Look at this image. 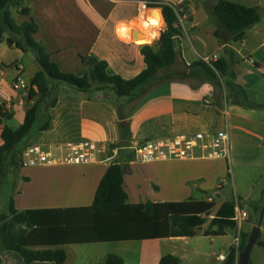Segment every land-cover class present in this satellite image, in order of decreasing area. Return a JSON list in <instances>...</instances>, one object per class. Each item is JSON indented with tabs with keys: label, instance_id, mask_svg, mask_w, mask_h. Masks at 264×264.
Instances as JSON below:
<instances>
[{
	"label": "crops",
	"instance_id": "0c3cea01",
	"mask_svg": "<svg viewBox=\"0 0 264 264\" xmlns=\"http://www.w3.org/2000/svg\"><path fill=\"white\" fill-rule=\"evenodd\" d=\"M162 1L172 5L180 3V0ZM24 2L30 9V15H16L15 21L17 24L30 18L35 21L39 28L36 39L45 44L52 54L51 59L60 70L70 73L80 71L82 69L80 58L86 56L105 61L109 75H120L128 79L144 69L140 54L141 45L144 44L139 42L146 38L145 34L139 28H134V33H138L142 39L136 41V38L131 37V40L126 42L118 39L114 32L115 25L120 21L139 23L138 16L141 11L139 1L25 0ZM182 4L181 2L178 5L180 10ZM239 4L256 8L260 16L259 23L246 32L241 42L234 43L226 33H222L221 39H216V48L211 54L207 56L200 54L202 56L200 58L207 63L224 58L230 64L233 73L232 64L235 54H242L243 58H251L258 67L264 66V0H242ZM184 6L190 15L186 21L190 23V29L193 31L196 28L191 24L194 17L188 5ZM182 26L184 28V24ZM211 29L213 32V28ZM180 42L177 48L181 57L177 58L174 66L178 62L183 66L193 62L185 60L181 52L183 40ZM19 52L22 54L21 51ZM217 52H221L222 56H216ZM196 53L199 55L198 51ZM31 58L34 62L32 56ZM255 65L252 66L256 74L263 76ZM13 70V77L10 80L5 79L6 71L0 70V105L12 115L10 120L17 116L22 123L25 111L32 102L27 100V89L13 88V81L18 71L24 78V67L20 63H15ZM37 70L36 67V72ZM228 80L229 78L223 79L224 83ZM260 81L262 80H255L250 87L253 85L258 89L261 87L264 93V82L259 83ZM234 82L237 83L236 78ZM56 87L59 92L57 103L53 108L48 109L51 127L48 131H39L36 140L44 148L85 140L95 142L99 147L97 161L81 165L20 166L15 175L9 177L13 186L10 197L13 199L14 208L18 211L91 206L102 176L107 168L115 163L119 152L118 148L110 154L106 147L108 143L120 142L117 132V110L110 99L117 100L119 104L125 106L135 104L128 119L131 141L128 143L127 155L129 154L130 158L120 163L125 167L122 186L127 194V204L172 203L190 199L211 201L209 200L211 196L218 193L220 199H213L215 206L211 210L215 216L222 203L232 202L233 196L239 198L236 184L233 188L229 187V166L232 160L242 164L243 160L251 158L257 151L264 152V108L247 109L234 104V110L229 113L227 110L225 118L218 109L219 105L215 107L212 104L213 87L209 84H198L197 88L193 89L185 82H169L152 88L139 100L130 103L126 102L127 98L116 99L113 93L108 91L106 93L110 99L99 93L88 100L82 94L74 93L63 85L56 84ZM227 94L224 89V99L227 98ZM254 104H264V95L261 102ZM4 125L0 121V134ZM225 126L230 138L227 160L198 158L186 161L139 162L135 159L133 147L136 145L183 134L209 135L221 131ZM1 143L0 138V145ZM30 145L33 144L28 143L23 149ZM248 220L247 217L245 221ZM205 226L206 222L197 229L205 238L215 239L226 236V234L205 236ZM215 229L216 227L212 228ZM195 236L73 244L59 248L66 253L63 264H95V262L105 264L106 258L111 255L121 258L123 264H158L162 257L172 254L168 247L170 242L184 238L191 239ZM84 245L93 247L90 251L86 249L88 253L84 252L86 254L83 256L81 247ZM227 254L220 253L215 256V260L223 264L224 261H218L216 258L219 255L226 258ZM0 257L2 264H24L17 253L3 250L1 247ZM31 264L55 263L32 262Z\"/></svg>",
	"mask_w": 264,
	"mask_h": 264
},
{
	"label": "trees",
	"instance_id": "16d2710c",
	"mask_svg": "<svg viewBox=\"0 0 264 264\" xmlns=\"http://www.w3.org/2000/svg\"><path fill=\"white\" fill-rule=\"evenodd\" d=\"M25 0H0V41H5L9 48H14L24 54H30L38 66L37 72L29 81L27 100L32 105L25 111L21 125L10 128L4 125L1 129L0 145V185L6 172L13 167L15 172L21 166V151L17 147L30 134L41 113L42 104L51 96L49 109L57 103L54 84H65L77 93L90 100L101 93L109 98L112 92L116 99L127 98V103L139 100L152 88L169 82H185L193 89L189 80L198 79L199 84H209L213 87V106L221 105L223 93L216 97L215 90L220 88L228 92L227 96L234 99L233 104L243 108H264L247 101L245 90L234 82L235 75L230 64L224 58L205 62L202 59L184 65L175 74L169 71L180 56L178 43L184 36L183 27L176 9L162 0H145L147 8H158L166 27L161 30L155 45H142L140 54L144 69L132 78L120 75H109L107 63L91 56L81 57L82 69L75 73L60 70L51 59L52 54L41 40L36 39L39 28L30 18L17 24L11 9L22 16H29L30 9ZM139 1L140 0H129ZM185 10L181 5V12ZM187 18L190 15L186 12ZM210 19L216 25L214 37L221 39L226 33L234 43L241 42L246 32L260 21L258 11L254 7L234 3L228 0H217L210 10ZM255 65V64H254ZM258 69V65H255ZM161 73V74H160ZM229 78L224 83L223 79ZM226 96V97H227ZM110 99V98H109ZM116 107L118 122L117 132L120 141H131L129 116L135 104L127 109L117 100L110 99ZM12 115L0 105V121H7ZM50 116H44L38 131L50 129ZM112 154L119 148V143L106 144ZM130 155L122 159L117 154L115 163L110 165L102 176L96 189L93 202L89 207L66 209H39L18 211L14 208L13 199L9 197L7 214L11 221L24 227L22 234L14 235L8 229L6 216L0 214V247L6 251L17 253L24 264L32 262H53L63 264L66 253L61 246L73 244H92L101 242H126L155 240L168 237H193L197 229L202 227L206 218L215 206V201L187 200L172 203H141L127 204V194L123 189V172L120 163L128 160ZM264 196V189L262 190ZM264 207V200H263ZM234 203L224 202L212 218L205 236H223L228 229H234ZM259 226V225H258ZM216 227L215 230H212ZM249 233L239 234L238 247H231L223 264H239L238 254L246 246ZM264 247V243L256 242ZM0 264L1 257H0ZM105 264H123L117 256H108ZM158 264H181L179 258L167 255Z\"/></svg>",
	"mask_w": 264,
	"mask_h": 264
},
{
	"label": "rangeland",
	"instance_id": "374dc122",
	"mask_svg": "<svg viewBox=\"0 0 264 264\" xmlns=\"http://www.w3.org/2000/svg\"><path fill=\"white\" fill-rule=\"evenodd\" d=\"M234 3H241L242 0H228ZM180 3L182 2L184 5H188V9L191 11L194 21L191 24H194L196 28L191 31L190 23H188L186 20V10H181L179 8L176 9L177 13H179V20L182 21V24H184V36L180 40H183L182 44V53L184 55V58L186 61H196L198 59H201L202 56H207L213 52V50L216 48V39L214 38L213 32L216 30V25L214 22L210 19V8H212L213 4L217 2V0H180ZM179 3V4H180ZM177 3L178 6L179 5ZM26 5V4H25ZM215 5V4H214ZM148 9H154V8H148ZM186 9V7H185ZM207 9V11H206ZM14 16L18 15L15 13V9H11ZM208 14V15H207ZM185 17V18H183ZM147 19V18H146ZM185 21V23H184ZM164 24V23H163ZM183 27V26H182ZM213 28V32L212 29ZM164 27L162 25L161 30H163ZM160 30V32H161ZM138 32V31H137ZM144 40V39H143ZM136 41H139L137 38ZM156 40L152 42L151 45H155ZM181 42L178 43V45ZM145 45V44H144ZM149 45V44H147ZM142 46V45H141ZM180 47V46H179ZM196 51L199 52V55L196 53ZM246 54V52H243ZM202 56H201V55ZM216 56H222L221 52H217ZM242 54H235L234 62L232 64V68L234 69V73L236 75V82L238 84H244L242 87L245 88V92H248L246 94L247 101L250 103L254 102H261L262 97L264 95L263 91L257 88L256 85H253L250 87L251 84L255 82V80L260 79L259 83L264 82V75L261 76L259 74H256L257 72L253 68L252 65L248 63V60L251 58H243ZM247 56V55H246ZM0 70L6 71V80H10L13 77V65L15 63H20L24 69H25V75H24V83L28 90L29 86V78L36 72V65L35 62L32 61L31 56L27 53H20L16 49H10L5 41H0ZM183 65H181L179 62L176 66H173L172 69L169 71V74H175L181 69H183ZM264 67V66H262ZM161 74V73H160ZM261 77V78H260ZM193 85H198L200 81L195 78H191L189 80ZM63 85L69 89H71L74 93H77L74 89L71 87ZM250 87V88H249ZM24 89V90H25ZM222 90L220 88H216L215 95L216 97H219L221 95ZM54 92L59 93L57 91V87L54 84ZM51 96L44 100L41 108L40 117L38 118L36 124L34 125L33 129L31 130L28 137H26L17 147L18 149L24 147L26 144H36L39 145L40 143L36 140V136L38 134V127L42 124L44 120V116L47 114V111L49 109V102H50ZM254 99L255 101H253ZM234 99L232 96H227L226 99L222 100L221 105H219L218 109L220 110V113H222L225 110H228L229 112H232ZM129 105L125 106L127 109ZM250 109V108H247ZM5 125H7L10 128L16 129L21 125V121L16 116L12 120L9 121H2ZM36 140V141H35ZM41 146V145H40ZM23 150V148H22ZM21 151V149H20ZM251 158H247L246 160H243L240 164L239 161L232 160L229 170H230V181H229V187L233 188V185L236 184L238 188V197L233 196L234 200H237V204L240 210L244 211L247 214V217L249 218L248 222L243 221L241 223V227L238 231V229L234 228L233 231L227 230L225 237L220 238H205L202 234V232L197 231V234L194 238L191 239H179L178 241L173 240V242H170L168 244L169 250L171 251V255L176 256L179 258L182 262V264H220L215 260V256L223 253L227 254L230 247H236L234 245L235 241L234 238L238 234L241 233H249L253 230L254 227L259 225V238L258 242L264 243V207H263V200L264 196L262 195V190L264 189V152H256L254 153ZM250 156V155H249ZM229 159V157H228ZM231 161V160H230ZM15 169L13 167L9 168V171L6 172L5 178L2 181L0 185V214H3L6 216V222L8 223V229L10 233L14 235L22 234L25 230L23 226L17 225L11 221L10 216L7 214V204L9 197L11 196L12 192V183L9 181V177H13L15 175ZM11 177V178H12ZM233 192V191H232ZM211 216L206 218V226L205 230H208V224L210 222V219L212 216H214V212H211ZM80 247V246H79ZM93 246L90 245H84L81 247L83 256L88 253L87 250H92ZM87 249V250H86ZM84 252H86L84 254ZM95 264H101L99 262H95ZM249 264H264V247L260 246L258 243H256L250 253V259Z\"/></svg>",
	"mask_w": 264,
	"mask_h": 264
},
{
	"label": "built area",
	"instance_id": "2783aa9c",
	"mask_svg": "<svg viewBox=\"0 0 264 264\" xmlns=\"http://www.w3.org/2000/svg\"><path fill=\"white\" fill-rule=\"evenodd\" d=\"M182 24V21L180 20ZM254 65L252 59L248 60ZM264 75V67L258 69ZM18 71V70H17ZM15 90L25 89L24 79L19 71L13 81ZM222 115L226 118L227 110ZM230 138L227 127L221 131L205 135L195 133L191 135H177L169 139L149 141L142 145L133 147L135 159L139 162H161V161H186L189 159H224L229 157ZM99 147L92 141H81L78 143H64L54 148H44L40 145H30L22 152L21 167H36L39 165H81L97 161ZM234 198V197H233ZM234 203V217L236 228L240 229L241 223L247 219V214L240 210L237 200ZM209 200H213L210 198ZM239 234L235 238V246L238 247ZM222 255L217 256L218 261Z\"/></svg>",
	"mask_w": 264,
	"mask_h": 264
},
{
	"label": "clouds",
	"instance_id": "9594fccd",
	"mask_svg": "<svg viewBox=\"0 0 264 264\" xmlns=\"http://www.w3.org/2000/svg\"><path fill=\"white\" fill-rule=\"evenodd\" d=\"M139 7L141 9L138 16L139 23L120 21L115 25L114 32L118 39L127 42L131 40L132 30L139 28L146 37L139 43L151 45L153 41L159 39L160 30L164 23L161 10L158 8L148 9L145 0H140ZM146 16L147 19H145ZM220 259H223V257L221 256Z\"/></svg>",
	"mask_w": 264,
	"mask_h": 264
},
{
	"label": "water",
	"instance_id": "95a60500",
	"mask_svg": "<svg viewBox=\"0 0 264 264\" xmlns=\"http://www.w3.org/2000/svg\"><path fill=\"white\" fill-rule=\"evenodd\" d=\"M163 27L164 28L166 27L165 23L163 24ZM134 32L135 30H133L132 38H134ZM127 150H128V141H120L119 142V155L122 159L126 158ZM124 171H125V167L124 165H122V172ZM211 197L213 199H220V195L218 193H215ZM259 233H260V230L258 226L254 227L253 230L250 232L249 237L247 239L246 246L238 254L239 264H249L251 249L256 244L259 238Z\"/></svg>",
	"mask_w": 264,
	"mask_h": 264
},
{
	"label": "bare ground",
	"instance_id": "6f19581e",
	"mask_svg": "<svg viewBox=\"0 0 264 264\" xmlns=\"http://www.w3.org/2000/svg\"><path fill=\"white\" fill-rule=\"evenodd\" d=\"M143 36V35H142ZM132 37V36H131ZM134 38L142 39V37L138 33H134Z\"/></svg>",
	"mask_w": 264,
	"mask_h": 264
}]
</instances>
